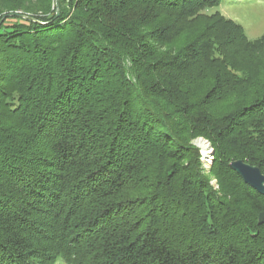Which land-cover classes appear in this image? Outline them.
I'll return each mask as SVG.
<instances>
[{
	"label": "trees",
	"instance_id": "1",
	"mask_svg": "<svg viewBox=\"0 0 264 264\" xmlns=\"http://www.w3.org/2000/svg\"><path fill=\"white\" fill-rule=\"evenodd\" d=\"M4 1L0 264H264V196L230 168L264 174L239 57L264 39L223 0Z\"/></svg>",
	"mask_w": 264,
	"mask_h": 264
},
{
	"label": "rangeland",
	"instance_id": "2",
	"mask_svg": "<svg viewBox=\"0 0 264 264\" xmlns=\"http://www.w3.org/2000/svg\"><path fill=\"white\" fill-rule=\"evenodd\" d=\"M218 12L225 21L240 26L251 44L264 39V0H223ZM12 21L14 20H9L8 22L12 23ZM239 52L241 62L251 64L257 70L264 69V48H260V50L243 48ZM199 141L200 139H197L193 142L196 147L199 145ZM208 148H210L209 154H205L199 148L203 159L211 160L210 163H203L207 173L213 162V149L211 145ZM210 154L212 155L211 157ZM211 183L216 189L218 188L214 177H211Z\"/></svg>",
	"mask_w": 264,
	"mask_h": 264
},
{
	"label": "water",
	"instance_id": "3",
	"mask_svg": "<svg viewBox=\"0 0 264 264\" xmlns=\"http://www.w3.org/2000/svg\"><path fill=\"white\" fill-rule=\"evenodd\" d=\"M56 3L58 6L59 0H56ZM6 17L7 16H4L3 20H5ZM200 141L209 145V142L204 139H200ZM197 147L201 149L199 145ZM230 168L242 178L246 185L264 196V174L259 167L250 165L243 160H237L230 163ZM259 225L264 226V211L259 216Z\"/></svg>",
	"mask_w": 264,
	"mask_h": 264
},
{
	"label": "bare ground",
	"instance_id": "4",
	"mask_svg": "<svg viewBox=\"0 0 264 264\" xmlns=\"http://www.w3.org/2000/svg\"><path fill=\"white\" fill-rule=\"evenodd\" d=\"M199 146L201 147V149L204 151L205 154H209L210 153V148H208V144L203 142V141H199L198 142Z\"/></svg>",
	"mask_w": 264,
	"mask_h": 264
},
{
	"label": "built area",
	"instance_id": "5",
	"mask_svg": "<svg viewBox=\"0 0 264 264\" xmlns=\"http://www.w3.org/2000/svg\"><path fill=\"white\" fill-rule=\"evenodd\" d=\"M211 156H212V155L210 154V157H211ZM211 159H212V158H211ZM202 161H203V163H206V162H207V163H210V162H211V160L208 161V160H206V159H202Z\"/></svg>",
	"mask_w": 264,
	"mask_h": 264
}]
</instances>
